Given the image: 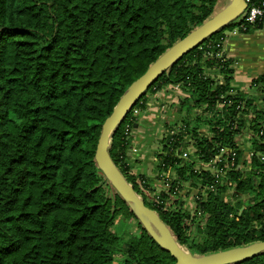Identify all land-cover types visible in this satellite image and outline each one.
I'll use <instances>...</instances> for the list:
<instances>
[{
    "label": "trees",
    "instance_id": "16d2710c",
    "mask_svg": "<svg viewBox=\"0 0 264 264\" xmlns=\"http://www.w3.org/2000/svg\"><path fill=\"white\" fill-rule=\"evenodd\" d=\"M217 3L0 0V264H174L98 169L93 151L102 120L127 84L211 15ZM234 24L207 36L147 88L180 84L187 95L180 97L178 107L186 108L182 121L196 149L206 158L216 144L232 146L242 162L224 174L232 182L231 201L224 195L227 183L214 181L209 171L180 164L175 154L163 156L179 178H186L188 170L200 183H213L204 198L196 200L199 214L164 206L163 200L177 193L173 187L160 193L158 204L140 195L176 240L196 254L264 239V150L254 136L264 126V96L262 106L255 107L251 97L237 91L234 98L251 106L248 119L235 115L232 102L204 120L208 134L198 135L202 120L197 115L188 127L189 109L204 103L212 109L231 89V59L214 53L221 47L222 30ZM260 24H247L242 31ZM207 40L209 46L204 45ZM203 67L220 73L223 82ZM252 84L264 88V74ZM129 111L112 133L108 151L137 192L135 180L146 182L147 177L130 172L124 162L130 134L123 127ZM242 128L250 131L245 146L233 138ZM182 133L174 134L172 141L168 134L160 137V149H175ZM246 147L253 151L248 162L240 158ZM128 219L135 229L119 233L117 220L123 224ZM191 224H196L195 233L188 230ZM228 264H264V251Z\"/></svg>",
    "mask_w": 264,
    "mask_h": 264
},
{
    "label": "water",
    "instance_id": "95a60500",
    "mask_svg": "<svg viewBox=\"0 0 264 264\" xmlns=\"http://www.w3.org/2000/svg\"><path fill=\"white\" fill-rule=\"evenodd\" d=\"M245 6L244 0H225L211 15L192 27L158 54L145 69L132 79L118 96L110 112L101 122L93 158L109 184L122 197L152 239L174 258V264H228L264 251V239L196 254L180 244L156 210L144 203L109 155L110 137L130 107L148 86L184 53L207 36L236 18Z\"/></svg>",
    "mask_w": 264,
    "mask_h": 264
},
{
    "label": "built area",
    "instance_id": "2783aa9c",
    "mask_svg": "<svg viewBox=\"0 0 264 264\" xmlns=\"http://www.w3.org/2000/svg\"><path fill=\"white\" fill-rule=\"evenodd\" d=\"M245 6L242 9V11L239 13V15L234 18L232 21H235V24L228 28L230 32H235L236 30H243L247 24L250 23H262L264 22V0H244ZM224 34V33H223ZM223 40L224 36L221 39V47L218 49L214 54L215 56H221L224 54V48H223ZM205 46L210 45V40H207L204 43ZM216 45H219V43H216ZM220 46V45H219ZM210 72H213L215 76H213L218 83H222V75L216 71H214L213 68L208 69ZM205 72H207L205 70ZM208 73V72H207ZM210 74V73H208ZM175 87H180V84L177 82H173ZM255 85V84H253ZM256 86V85H255ZM172 87V86H171ZM187 95V93H186ZM237 95V91L229 89L225 92L224 96L221 97L220 100H216L214 103V107L212 109L205 108L206 104L201 105H194L192 109V114L188 118V127H191L194 124L193 116H199L202 122H204L205 119H209L212 115V112L216 109H221L223 105L228 106L231 105L232 102L234 103V106L236 108L235 115L237 117L243 116L248 119L251 115V106L246 107L244 105V101L242 98H234V96ZM246 97H249L248 94H246ZM136 101H138L136 103ZM135 101V103L130 107L129 114L127 115V120L123 127L124 133H130L131 131V125L130 121L134 120L135 115L140 111V103L143 102V98H138ZM241 109L247 110L246 112H242ZM249 115V117H248ZM182 116L178 114V116L175 117L174 120H172L167 126L164 128V131L162 133V136H165L168 134L169 141L173 140V135L178 133L179 131H182V136L179 139L180 144L175 149H160L159 152L155 155L154 159L155 167L157 168L156 175V183L159 189H157L156 192L150 194V201L153 203L158 204L160 199V193L163 191H169L170 187H173L177 191V193L181 192L182 189V179L179 178L178 173L175 170H171V164L169 163V158L163 157L165 154H175L179 159L180 163L183 162L189 163L190 167H192L193 170L198 171H209L213 177L214 181L227 183L228 189L225 191V196H228L230 198V194L233 192L232 189V182L228 178L224 177L225 171L230 168H238L242 165V162L236 158V149L235 147L223 145V144H216V149L206 158L202 156L200 153V149H196L195 146V140L193 137V134L191 131L186 130L185 124L182 121ZM234 116V117H236ZM204 124V123H203ZM199 126L196 128V131L198 135L201 134H208V130L206 128V125ZM250 135V131L247 128H242L240 131L237 130L233 133V138L236 145H247V142L243 143L244 139H247ZM161 136V137H162ZM254 136L258 138V140L262 143V148L264 150V126L258 128L256 133H254ZM170 143V142H169ZM245 150L241 154L240 158L242 160H246L248 162L249 157L253 154L251 148H244ZM262 161H264V156L261 155ZM124 162L128 164V160L124 159ZM195 166V167H194ZM172 174V178L169 177V175ZM141 182V190L146 192V189H149V187H145L147 184V181L145 180H135ZM152 183V182H150ZM196 185H200L202 188H196ZM193 184L194 186H191L193 189L191 191V197L193 199L194 204L196 205V200H202L206 194V190L211 188L213 186V183L209 184H202L199 181L195 182ZM155 189L156 187L153 186ZM168 203L167 198L163 200L164 206ZM262 211V217L264 219V207L261 209ZM196 212L200 213V210L196 208Z\"/></svg>",
    "mask_w": 264,
    "mask_h": 264
},
{
    "label": "crops",
    "instance_id": "0c3cea01",
    "mask_svg": "<svg viewBox=\"0 0 264 264\" xmlns=\"http://www.w3.org/2000/svg\"><path fill=\"white\" fill-rule=\"evenodd\" d=\"M254 28L256 29L252 32ZM239 32L240 40L236 39L238 37L228 38L227 33L223 34V52L231 59L229 85L232 90L248 94L251 97L252 106L261 107L264 88L253 85L252 79L264 74V37H262L264 36V22L248 31L239 30ZM249 33L253 39L246 46L243 42L246 34L248 36ZM240 44L245 46L243 47L244 52H241ZM173 84V82H168L158 89L148 90V95L143 97V106H140V112L135 115L129 133L130 140L127 150L129 171L147 177L145 187L156 185L157 182L156 160L154 159L160 150V142L156 137L157 131L160 127L164 129L166 124H169L179 114L175 99H178L180 94H186L182 87H175ZM158 186L155 187L158 188Z\"/></svg>",
    "mask_w": 264,
    "mask_h": 264
},
{
    "label": "rangeland",
    "instance_id": "374dc122",
    "mask_svg": "<svg viewBox=\"0 0 264 264\" xmlns=\"http://www.w3.org/2000/svg\"><path fill=\"white\" fill-rule=\"evenodd\" d=\"M224 2H225V0H218V3H217V5H216V9L217 8H219V7H221L223 4H224ZM229 28V27H228ZM228 28L226 27V28H224L223 30H222V33H224V34H226L227 33V36H228V38H232V37H238V38H236V39H238V40H240L241 39V34H240V32H239V30H236L235 31V33H230V31H228ZM222 29V28H221ZM256 28H254L253 30H252V32L255 30ZM256 32H257V30H256ZM249 36V37H248ZM248 36H247V34H246V36H245V38H244V42L243 43H246V46L247 45H249L251 42H252V39H253V37H252V35L249 33L248 34ZM262 37H264L263 35H262ZM254 38H255V36H254ZM243 47H245V46H241V44H240V47L239 48H241V52H244L243 50ZM203 68H205V70L208 72V73H210V75L211 76H215V74L213 73V72H210L209 70H208V67H203ZM187 93V92H186ZM148 95V91L146 90L145 92H144V96H147ZM184 96H186V94H180V96L178 95V99L176 98L175 99V101H176V106H178V105H180V97H184ZM191 101V99H189V101L188 102H190ZM172 107H173V105L172 104H170ZM180 108V106L178 107V109ZM185 110H186V108L185 107H182L181 106V109H179V114L180 115H184L185 114ZM140 111H138V113H139ZM188 113L189 114H192L193 112H192V109H189L188 110ZM177 116H178V114H177ZM167 125V124H166ZM200 126H203V127H205L204 126V124H203V122H201L200 124H199ZM131 126H132V124H131ZM163 131H164V129H163V127H160V129L157 131V140H159L160 139V137L162 136V133H163ZM125 160H128V157L125 159ZM129 161V160H128ZM181 164V163H180ZM193 167V166H192ZM195 167V166H194ZM172 171L173 170H175L174 168H172L171 169ZM133 171V170H132ZM134 172H135V170H134ZM135 174V173H134ZM185 174L186 175H188L186 178H184V179H182V189H181V192H179V193H170L169 194V198H167V200H168V203L166 204V206L168 207V208H171V209H173V208H177V207H180V209H185V210H189L190 212H195L196 210H195V204H194V202H193V199H192V197H191V191L193 190L192 188H191V186L193 185V184H195V182H197L198 180H196V179H194V177L193 176H190L189 174H188V170H187V172H185ZM169 177L170 178H172V174H170L169 175ZM137 178V177H136ZM137 180H140L139 178H137ZM196 180V181H195ZM195 181V182H194ZM136 182V185H137V193L139 194V195H142L146 200H148V201H150V194L151 193H154V192H156L157 191V189H159V188H154L153 186H156L157 185V183H156V185H151V187L149 188V189H146L147 191L146 192H144L143 193V191L141 190V182H139V181H135ZM195 186H196V188H202L200 185H196L195 184ZM225 195V194H224ZM241 196H243V195H241ZM228 199H230L231 201H233L234 199H233V197L231 196V194H230V198L228 197V196H226ZM225 196H224V198H226ZM199 214V213H198ZM185 221V223H189V220L188 219H185L184 220ZM195 225L196 224H191L190 225V227H188V230H191V232H193V233H195ZM116 229L119 231V233H121V234H123V233H126V232H130V231H133L134 229H135V224H134V221L132 220V219H128L125 223H123L122 224V222L120 221V220H117V225H116ZM198 235V234H197ZM118 261V260H117Z\"/></svg>",
    "mask_w": 264,
    "mask_h": 264
}]
</instances>
